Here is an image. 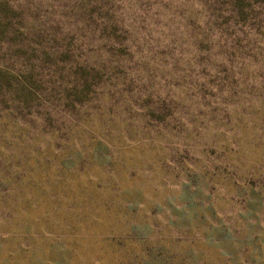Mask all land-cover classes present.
Instances as JSON below:
<instances>
[{
  "label": "rangeland",
  "instance_id": "374dc122",
  "mask_svg": "<svg viewBox=\"0 0 264 264\" xmlns=\"http://www.w3.org/2000/svg\"><path fill=\"white\" fill-rule=\"evenodd\" d=\"M7 1L57 60L0 92V264H264V11Z\"/></svg>",
  "mask_w": 264,
  "mask_h": 264
},
{
  "label": "trees",
  "instance_id": "16d2710c",
  "mask_svg": "<svg viewBox=\"0 0 264 264\" xmlns=\"http://www.w3.org/2000/svg\"><path fill=\"white\" fill-rule=\"evenodd\" d=\"M229 4L233 6L232 8L238 12V17L241 16V18L246 17V10L251 9L253 5L264 11V0H228L226 5ZM39 28L38 16L31 7L21 9L10 5L7 0H0V48L3 47V55L0 58L16 56L19 58L17 59L19 64H26L29 68L23 73L24 75L14 73L20 77L17 78L7 70L9 68L0 65V92L7 94L17 89V95L12 96V98L19 99L22 103H27L29 97L32 94L35 95L36 90H39L40 82L37 80L41 79L39 75L43 76L46 73L45 69L50 68L55 73V69L51 68V66H55L50 65L49 62L54 64L57 58L51 51L47 49L38 53L39 48H37L34 52H31L22 43L31 40H41L42 38L36 34H41L38 31ZM20 42L21 44H19ZM51 58L53 59L51 60ZM89 85V82H85V85L80 87L81 90L71 87L70 91L63 93V103L66 102L67 105L74 106L78 96L83 94L82 89Z\"/></svg>",
  "mask_w": 264,
  "mask_h": 264
}]
</instances>
